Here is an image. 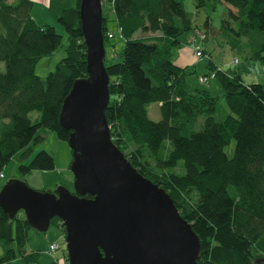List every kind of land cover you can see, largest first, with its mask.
<instances>
[{"label":"trees","instance_id":"trees-1","mask_svg":"<svg viewBox=\"0 0 264 264\" xmlns=\"http://www.w3.org/2000/svg\"><path fill=\"white\" fill-rule=\"evenodd\" d=\"M218 3L228 5L222 28L245 38L247 59L259 62L264 73V0H196V8L212 11ZM79 4L48 0L67 44L65 56L42 78L35 65L61 46L62 36L52 25L33 19L32 0H0V170L17 152L23 175L54 167L45 150L23 163L30 145L42 140L39 127L68 140L70 132L59 122L62 102L73 82L86 76ZM101 5L104 47L108 34L112 36L108 14L114 15L124 39L112 60L104 56L109 76L105 117L112 142L140 174L164 189L191 224L200 241L197 264L264 259V83H244L239 72L209 63L227 109L218 120L219 99L207 89L189 93L184 78L192 68L172 60L180 34L192 28L182 0H101ZM137 31L143 35L135 37ZM151 103L159 104V120L148 116ZM33 112L38 113L35 120ZM231 140L235 145L229 156L225 148ZM179 166L183 173L177 172ZM51 225L64 235L59 218ZM29 228L22 211L10 218L0 208V243L5 248L0 264H14L17 257L37 263L39 252L25 249Z\"/></svg>","mask_w":264,"mask_h":264},{"label":"water","instance_id":"water-1","mask_svg":"<svg viewBox=\"0 0 264 264\" xmlns=\"http://www.w3.org/2000/svg\"><path fill=\"white\" fill-rule=\"evenodd\" d=\"M78 14L86 76L73 82L59 114L70 132L74 192L63 185L43 192L15 178L0 188V208L10 218L22 211L40 232L59 218L68 264H197L200 241L191 224L112 142L101 0H80Z\"/></svg>","mask_w":264,"mask_h":264},{"label":"rangeland","instance_id":"rangeland-1","mask_svg":"<svg viewBox=\"0 0 264 264\" xmlns=\"http://www.w3.org/2000/svg\"><path fill=\"white\" fill-rule=\"evenodd\" d=\"M32 15L39 24L52 25L56 32L62 36V44L51 54L42 57L35 65V74L44 78L47 74L55 69L58 61L65 56V46L67 44V34L62 25L56 20L55 16L48 10V0H32ZM184 12L191 23V29L183 32L179 36V45L173 49L172 60L178 66H189L192 72L184 78L185 88L189 93L194 92L196 88L207 89L210 95L219 99L220 113L218 120L222 119L227 111L223 100V89L218 80L212 76L213 70L208 67H218L227 72L236 71L242 76L244 83L260 82L264 83L263 66L259 62L247 59L248 49L245 46L244 37H236L234 33L227 28H222L223 19L228 17V5L218 3L214 10L209 8H196V0H182ZM209 18L210 24L205 25L206 19ZM107 29L112 36L105 46L107 60L113 59L116 53H119L124 45V39L121 36L115 22L113 14H108ZM235 28L236 24L232 23ZM199 31L205 33V38H201ZM192 34H197L196 45L201 48L202 56H197L194 46L189 44L188 38ZM141 31L135 32L134 36H141ZM112 44V45H110ZM236 60V61H235ZM207 75L206 82H200L199 78ZM225 111V112H224ZM31 119L35 120L38 116L37 112L30 114ZM148 116L152 120H159V104L151 103L148 107ZM37 134L42 137L38 143L30 145L31 151L29 156L23 160L28 163L40 150H45L54 160V167L50 170H32L25 175L18 170V164L21 161L20 152L15 153L12 158L2 167L0 172L4 178L0 179V188L11 179H21L29 187L43 191L55 192V190L63 185L70 192H74L73 174L70 170V162L72 159V151L67 141L57 137L55 132L39 127ZM235 142L231 140L225 151L229 156L232 155ZM182 162H180L181 164ZM182 165V164H181ZM178 173H183L182 167L177 169ZM59 242V248L54 252L48 250L51 242ZM27 252L38 251L39 257L37 263L27 264H65L64 257L66 255L65 241L61 232L53 225H50L47 231L40 232L30 227L28 230V240L25 245ZM0 255L3 254L5 248L0 243ZM14 264H26L21 257L14 259Z\"/></svg>","mask_w":264,"mask_h":264},{"label":"built area","instance_id":"built-area-1","mask_svg":"<svg viewBox=\"0 0 264 264\" xmlns=\"http://www.w3.org/2000/svg\"><path fill=\"white\" fill-rule=\"evenodd\" d=\"M199 35H200V37L201 38H203L204 37V34L203 33H201V32H199ZM108 36L109 37H111V34H108ZM198 37V35L197 34H195V35H192L190 38H189V41L192 43V45L194 46V50H195V53H196V55L197 56H201L202 54H201V49H200V47L198 46V45H196L195 44V42H196V38ZM236 61V60H235ZM199 80H200V82H206L207 80H208V76H202V77H200L199 78ZM3 176V174L2 173H0V177H2ZM59 248V244L57 243V242H52V243H50L49 244V246H48V250L50 251V252H54L55 250H57Z\"/></svg>","mask_w":264,"mask_h":264},{"label":"crops","instance_id":"crops-1","mask_svg":"<svg viewBox=\"0 0 264 264\" xmlns=\"http://www.w3.org/2000/svg\"><path fill=\"white\" fill-rule=\"evenodd\" d=\"M33 2V1H32ZM33 8V7H32ZM31 15H32V10H31ZM32 17H33V19L35 20V16H33L32 15ZM36 21V20H35ZM37 22V21H36ZM38 23V22H37ZM247 57H248V55H246ZM1 178H4V176H2V177H0V179ZM59 230V229H58ZM60 231V230H59ZM61 232V231H60ZM61 234H62V238L64 239V235H63V233L61 232ZM57 243H59L58 241H57ZM0 252H1V250H0Z\"/></svg>","mask_w":264,"mask_h":264}]
</instances>
